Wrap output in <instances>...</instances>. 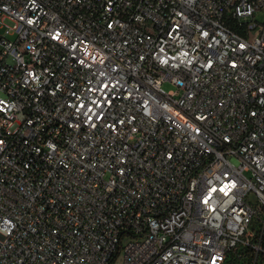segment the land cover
Listing matches in <instances>:
<instances>
[{"label":"built area","instance_id":"1","mask_svg":"<svg viewBox=\"0 0 264 264\" xmlns=\"http://www.w3.org/2000/svg\"><path fill=\"white\" fill-rule=\"evenodd\" d=\"M0 264H264V0H0Z\"/></svg>","mask_w":264,"mask_h":264},{"label":"rangeland","instance_id":"2","mask_svg":"<svg viewBox=\"0 0 264 264\" xmlns=\"http://www.w3.org/2000/svg\"><path fill=\"white\" fill-rule=\"evenodd\" d=\"M162 88L165 90V91H169V90H172L173 89V86H171L170 84L168 83H164L162 85Z\"/></svg>","mask_w":264,"mask_h":264}]
</instances>
